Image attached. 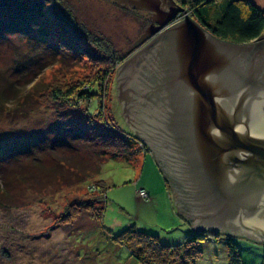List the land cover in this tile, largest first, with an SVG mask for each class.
<instances>
[{"label": "rangeland", "instance_id": "374dc122", "mask_svg": "<svg viewBox=\"0 0 264 264\" xmlns=\"http://www.w3.org/2000/svg\"><path fill=\"white\" fill-rule=\"evenodd\" d=\"M67 1L79 29L89 33L88 38L81 30L69 36L89 57L75 51L57 55L50 43L31 44L14 33H0V81L14 80L19 90L0 105V264H139L112 239L128 225L168 245L182 243L192 231L177 215L168 183L147 145L135 137L125 158L99 156L110 128L133 134L126 119L136 114L119 97L132 94L127 87L137 71L122 64L149 40L138 43L151 23L150 13L121 0ZM160 1L165 9L181 5L178 0ZM180 7L172 22L190 15L186 6ZM78 81L86 84L81 88L88 90L86 99L75 106L52 100L50 85L76 86ZM78 128L83 137L75 135ZM69 155L89 168L98 165V171H71L66 181L58 174L43 175L58 162L66 165L64 156ZM36 161L43 169L34 166ZM77 175L83 178L76 181ZM164 181L172 205L164 196ZM102 182L103 193L97 190ZM99 196L97 220L94 207L100 202L94 199ZM230 240L240 264H264L263 245L242 237ZM200 247L194 264H211L226 250L223 236L207 237Z\"/></svg>", "mask_w": 264, "mask_h": 264}, {"label": "water", "instance_id": "95a60500", "mask_svg": "<svg viewBox=\"0 0 264 264\" xmlns=\"http://www.w3.org/2000/svg\"><path fill=\"white\" fill-rule=\"evenodd\" d=\"M150 25L130 56L133 134L150 149L176 213L196 231L264 244V34L216 37L180 6L121 0ZM126 88V92H127Z\"/></svg>", "mask_w": 264, "mask_h": 264}, {"label": "trees", "instance_id": "16d2710c", "mask_svg": "<svg viewBox=\"0 0 264 264\" xmlns=\"http://www.w3.org/2000/svg\"><path fill=\"white\" fill-rule=\"evenodd\" d=\"M178 1L182 6L187 7L195 21L221 39L243 43L255 40L264 32V11L251 0ZM76 31H80L82 37L88 38L89 33L82 28L79 29L76 24L74 11L67 0H0V33H14L31 44L33 42L37 44L44 42L47 45L50 43L49 46L52 44L54 54L58 52L57 55L59 53L71 54L75 51L79 57H89L88 53L81 52L79 42L77 43L73 37L69 36L72 34L71 32ZM46 33L56 36L55 40L49 34L45 35ZM62 34L66 36L64 39H62ZM77 39L79 40L78 37ZM36 40L37 42H35ZM13 83L6 77L0 81V105L9 101L8 96L12 98L18 96L19 90ZM79 85H81L80 88L77 87ZM85 85L83 81H78L76 86L54 83L50 85L49 91L54 102L75 106L78 101L87 97L88 90L81 89ZM109 130L112 134L105 138L107 141L102 140L104 149L100 148L99 156L103 157L108 153L109 157L112 158H125L128 146L132 144L135 136L130 131L124 132L113 127L112 130L111 128ZM79 133L81 137L84 136V132L80 128L76 129L75 135ZM114 149L118 151H114ZM72 157L71 155L64 156L66 165L64 161L58 162L55 166L43 170V175L58 174L63 181H66L71 171L76 172L78 170L85 174L99 169L98 165L89 168L88 163H76ZM33 164L40 170L43 169L41 167L43 165L39 161L33 162ZM75 178L77 181L83 177L77 175ZM164 184L168 191L165 181ZM97 185V190L103 193L104 182ZM2 193L6 195V191ZM147 196L143 198L146 199ZM102 198L103 196H99V198L94 199L96 202H100L94 207L97 220H99L102 211ZM184 220L186 221V219ZM191 230L186 234L182 243L168 245L162 244L156 235L139 230L134 224H130L112 239L124 246L139 264H194V261L201 256L200 243L203 239L223 236L226 245L227 264H240L237 247L230 240L233 236L225 237V234L196 231L192 228ZM261 245L264 246V244Z\"/></svg>", "mask_w": 264, "mask_h": 264}, {"label": "crops", "instance_id": "0c3cea01", "mask_svg": "<svg viewBox=\"0 0 264 264\" xmlns=\"http://www.w3.org/2000/svg\"><path fill=\"white\" fill-rule=\"evenodd\" d=\"M258 8H260L261 10L264 11V0H251ZM146 159V158H145ZM145 159H143V161L145 162ZM145 165V163H144ZM161 175V174H160ZM146 185V184H145ZM147 186V185H146ZM165 186V185H164ZM143 187V186H142ZM144 188V187H143ZM150 188V187H149ZM166 188V187H165ZM165 197H166V200L168 201V203L170 205H172V201L170 200V197H169V193L166 189V193H164ZM173 207V206H172ZM174 210V208H173ZM187 221V220H186ZM188 223V221H187ZM189 224V223H188ZM222 256H218V257H215V259L213 258L210 263L211 264H227V257H226V250L222 251Z\"/></svg>", "mask_w": 264, "mask_h": 264}, {"label": "built area", "instance_id": "2783aa9c", "mask_svg": "<svg viewBox=\"0 0 264 264\" xmlns=\"http://www.w3.org/2000/svg\"><path fill=\"white\" fill-rule=\"evenodd\" d=\"M141 194H143V197L147 196V193L144 194V190L143 189L141 190Z\"/></svg>", "mask_w": 264, "mask_h": 264}, {"label": "flooded vegetation", "instance_id": "af4514ba", "mask_svg": "<svg viewBox=\"0 0 264 264\" xmlns=\"http://www.w3.org/2000/svg\"><path fill=\"white\" fill-rule=\"evenodd\" d=\"M181 6V5H180Z\"/></svg>", "mask_w": 264, "mask_h": 264}]
</instances>
